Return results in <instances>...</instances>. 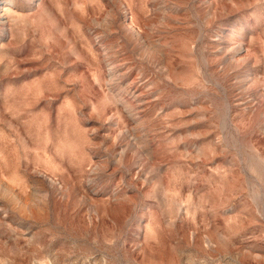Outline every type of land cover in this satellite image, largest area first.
Segmentation results:
<instances>
[{
  "label": "rangeland",
  "instance_id": "1",
  "mask_svg": "<svg viewBox=\"0 0 264 264\" xmlns=\"http://www.w3.org/2000/svg\"><path fill=\"white\" fill-rule=\"evenodd\" d=\"M0 264H264V0H0Z\"/></svg>",
  "mask_w": 264,
  "mask_h": 264
},
{
  "label": "bare ground",
  "instance_id": "2",
  "mask_svg": "<svg viewBox=\"0 0 264 264\" xmlns=\"http://www.w3.org/2000/svg\"><path fill=\"white\" fill-rule=\"evenodd\" d=\"M210 7H211V6H210ZM215 8H216V7H214V9H215ZM210 9H211V8H210ZM212 9H213V8H212ZM214 9H213V10H214ZM216 9H217V8H216ZM125 11H126V10H125ZM215 12H216V11H215ZM128 13H129V12H128ZM126 14H127V13H126ZM124 15H125V14H124ZM125 18H126V24H125V23H124V24H125L126 27H127V31H128V33H129V34H128L129 37H132V38H133L134 36H137L138 38L142 37L141 34H140V32H139V29L136 27V24H134L133 20H130V18H127V16H125ZM125 18H124V19H125ZM123 22H124V21H123ZM121 25H123V23H121ZM123 27H125V26H123ZM123 27H122V28H123ZM123 29H124V28H123ZM123 31H125V29H124ZM142 35H143V34H142ZM135 38H136V37H135ZM138 38H136V39H138ZM129 39H131V38H129ZM138 40H140V39H138ZM140 44H141V43H140ZM151 45H152V44H151ZM156 45H157V44H156ZM141 46H143V45H141ZM141 46H140L139 50L142 48ZM152 46H153V45H152ZM157 46H158V45H157ZM138 47H139V46H138ZM152 48H154V46H153ZM145 49H146V48H145ZM145 49H144V51H145ZM150 49H151V48H150ZM139 50H138V51H139ZM147 50H148V48H147ZM144 51H143V52H144ZM155 51H156V50H155ZM157 51H158V50H157ZM141 52H142V51H141ZM158 52H159V51H158ZM142 54H143V53H142ZM142 54H141V55H142ZM145 55H146V54H145ZM143 56H144V54H143ZM146 58H148V57L146 56ZM144 59H145V58H144ZM145 60H146V59H145ZM147 62H148V61H147ZM149 62H151V61H149ZM163 62H164V60H163ZM160 66H161V65H160ZM162 66H164V65H162ZM162 66H161V67H162ZM169 67H170V66H169ZM156 68H157V67H156ZM162 68H163V67H162ZM164 68H165V67H164ZM164 68H163L162 70H166V69H164ZM158 69H159V68H158ZM159 70H160V69H159ZM167 70H168V69H167ZM160 72H161V70H160ZM166 72H167V71H166ZM172 72H173V71H172ZM111 74H112V73H111ZM113 74H114V73H113ZM165 74H166V73H165ZM170 74H171V73H170ZM166 75H167V74H166ZM139 77H140V76H139ZM146 80H147V79H146ZM147 83H148V82H147ZM144 85H145V84H144ZM146 85H147V84H146ZM151 85H152V84H151ZM130 92H131V91H130ZM130 92H129V93H130ZM133 93H134V92H133ZM116 103H117V102H116ZM117 104H118V103H117ZM131 107H132V106H131ZM119 109H120V108H119ZM128 109H129V107H128ZM131 110H132V109H131ZM129 111H130V110H129ZM130 112H131V111H130ZM42 175H45L47 178H50V177H49L50 175H49L47 172H43ZM51 179H52V178H51ZM49 180H50V179H49ZM52 180H53V179H52Z\"/></svg>",
  "mask_w": 264,
  "mask_h": 264
}]
</instances>
